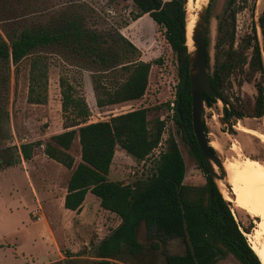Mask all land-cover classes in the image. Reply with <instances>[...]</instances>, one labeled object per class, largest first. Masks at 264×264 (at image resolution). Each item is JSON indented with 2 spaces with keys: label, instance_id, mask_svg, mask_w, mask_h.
Returning <instances> with one entry per match:
<instances>
[{
  "label": "trees",
  "instance_id": "obj_1",
  "mask_svg": "<svg viewBox=\"0 0 264 264\" xmlns=\"http://www.w3.org/2000/svg\"><path fill=\"white\" fill-rule=\"evenodd\" d=\"M135 7L131 19L142 22L148 14L161 29L162 35L176 55L179 81L186 76V88L181 93L179 115L169 102L141 106L109 116L106 120L88 122L89 107L85 98L66 79L59 80L61 110L64 130L49 137L43 152L64 167L72 169L66 186L64 207L78 213L88 191L99 199V205L120 218L96 246L93 264H112L119 254L131 255L141 252L144 245L137 239V229L144 223L148 237L160 234L163 237L180 239L184 245L181 254L168 253L167 264H221L232 260L237 264H263L252 248L248 238L253 223L243 226L234 217L231 202L214 179L196 141L191 123V95L188 80V56L185 36V0H130ZM212 0L207 4V20ZM0 94L10 75L11 64L49 46H60L91 65L96 105L99 107L138 100L146 92L151 62L135 58L138 48L120 31H100L85 25L83 18L65 16L47 24L28 26L20 19L6 17V3L0 1ZM231 13L232 25L235 12ZM187 22V20H186ZM262 45L254 38L250 59L251 74L264 73L261 51L264 52V7L258 17ZM223 22L217 24V43L214 62L209 55L208 26L205 34V62L208 81L216 94L224 100L223 120L231 118L261 117L264 113V86L256 84L257 95L251 111L231 102L226 94L230 76L242 68L244 60L233 46V32ZM227 37L221 40L222 37ZM227 48L221 43L227 41ZM222 49V55L219 54ZM42 57L37 54L32 63L28 101L44 103L46 95L39 88L45 87L46 72ZM212 67V70H211ZM210 70V71H209ZM44 85V86H43ZM179 83L177 84V90ZM177 93V91H176ZM217 100L204 94L206 106ZM173 110L172 117L182 142L194 158L196 165L205 174L199 184L184 182L185 162L177 142L170 138L168 148L161 152L154 170L146 181L133 184L110 180L107 175L116 147L135 160L146 159L158 147L166 127L161 118L163 108ZM204 132L207 128L203 121ZM80 145V161L74 166V157L69 152L74 139ZM41 142L21 143L16 156L0 163V169L29 160L33 148ZM214 152L215 150L210 147ZM74 166V167H73ZM153 246V244H152ZM251 246V247H250ZM157 247V244H154Z\"/></svg>",
  "mask_w": 264,
  "mask_h": 264
},
{
  "label": "rangeland",
  "instance_id": "obj_2",
  "mask_svg": "<svg viewBox=\"0 0 264 264\" xmlns=\"http://www.w3.org/2000/svg\"><path fill=\"white\" fill-rule=\"evenodd\" d=\"M0 1L5 2L8 8L4 13L6 17L20 19L21 23L28 26L47 24L61 17L75 15L82 17L85 25L90 28L110 33L118 30L138 48L135 58L151 62L148 85L142 98L102 107L96 105L93 90L92 77L95 69L83 63L68 49L49 46L31 53L17 64H11L9 80L0 94V163L7 158H14L16 148L18 149L21 143L41 142L42 144L34 146L32 157L29 160L22 159L20 163L0 169V264H42L45 260L40 258L43 254H41L42 247L38 244L37 237L45 236L44 220H36L33 216V213L41 216V211L32 194L27 177L29 175L34 185V180L38 181L41 178V171L49 170L59 177L60 181L64 180L66 183L71 175L73 168L69 169L56 161L47 159L43 152L44 143L49 140V137L64 130L65 116L61 110L60 78L68 79L78 93L85 98L90 110L88 122H93L106 120L111 115L141 106L166 102L173 106L179 83L177 60L176 55L166 43L161 29L148 14L144 15L142 22L131 19L135 13V7L130 0ZM189 2L192 4L189 17L194 21L202 12L201 0H190ZM263 7L264 0H212L209 18L206 21L210 40L211 65L214 62L218 22L222 21L223 26L227 25L228 31L234 34L233 46L238 56L244 60V64L230 76L226 85V94L230 101L237 106H242L246 111H251L254 106L257 95L256 84L262 82L264 86V73L251 74L249 65L254 38L262 42L258 17ZM234 10L236 13L232 25L231 13ZM226 38L223 36L221 40ZM228 43L229 39L223 41L221 47L227 48ZM37 54L42 57V63L39 66L45 65L46 72L45 87L39 88L46 95V99L44 103L39 104L28 101L30 69ZM219 54L222 55V49ZM262 58L264 62V52H262ZM222 108V103L217 100L210 107L205 105L203 113L207 127L206 136L210 142L217 144L214 149L220 158L222 160L225 158L242 159L243 155L264 162V141H262L264 113L259 118L245 116L240 119L231 118L226 122L223 120ZM172 113L173 110H168L166 107L160 112L161 118L166 120V127L158 147L146 159L135 160L118 146L116 147L114 162L107 175L108 179L130 184L146 181L154 170L158 155L167 150L168 140L173 138L185 162L184 182L199 184L205 181V174L197 167L188 147L181 140ZM234 144L241 148L242 155L236 154L233 150ZM69 152L74 157L75 166L80 161V145L76 139ZM25 170L28 171V175ZM216 182L225 195L224 187L218 180ZM98 201L95 195L88 194L84 217L88 219L93 217L94 211L98 208ZM231 205L234 217L240 224L243 226L254 224L250 233H245L247 241L249 240L252 244V235L258 228L260 218L240 210L232 201ZM49 207L52 208L51 205ZM50 208H46V213L51 214L54 222L56 217L66 219V215L59 212L58 208L55 211ZM101 216V221H104L108 215L102 214ZM114 220L115 217L109 216L110 224L113 225ZM152 235L148 237L145 225L141 223L137 230V239L144 245V248L134 255L128 252L119 254L113 264H167L166 254L184 252V245L180 239L163 237L157 233ZM89 236L91 238V232ZM154 244H157V247H154ZM90 246L89 252L94 253L92 245ZM86 263L92 264L90 261ZM221 264L237 263L226 260Z\"/></svg>",
  "mask_w": 264,
  "mask_h": 264
},
{
  "label": "crops",
  "instance_id": "obj_3",
  "mask_svg": "<svg viewBox=\"0 0 264 264\" xmlns=\"http://www.w3.org/2000/svg\"><path fill=\"white\" fill-rule=\"evenodd\" d=\"M76 140L78 142V138H76ZM47 159L50 158L47 157ZM50 160L55 161L53 159ZM113 162L114 158L110 165V169ZM25 171L26 175H28V171ZM27 179H29L31 191L36 198L37 205L40 207L42 216H40V220H44L43 228L45 236L37 237L39 241L38 244L42 247L41 254L43 255H41L42 257L40 258L45 260L42 264H87V261L93 264V262L98 259L95 256L97 244L120 223V218L108 210L103 209L99 205V201L98 208L94 211L93 217L90 219L84 217L85 201L88 194L91 193L90 191L86 193L78 213L65 208L64 196L67 192V183L64 182V180L60 181L59 177L55 176V174L51 173L49 170L41 171V178L38 179V181L34 180V185L29 175ZM49 205H51L52 208H50ZM46 208H50L54 211L58 208L59 212L61 211L66 215V219L63 220L56 217L54 222V218H52L51 214L46 213ZM102 214L108 215V220L109 216L115 217L114 224H110L111 222L107 219L101 221L100 218ZM90 232L91 238L89 236ZM88 243L92 245L94 253L89 252L91 246L88 245ZM65 260L68 261L65 262ZM115 260L116 259H113V261Z\"/></svg>",
  "mask_w": 264,
  "mask_h": 264
},
{
  "label": "bare ground",
  "instance_id": "obj_4",
  "mask_svg": "<svg viewBox=\"0 0 264 264\" xmlns=\"http://www.w3.org/2000/svg\"><path fill=\"white\" fill-rule=\"evenodd\" d=\"M189 1L186 0L185 3L187 44L189 51L193 52L194 46L191 35L198 16L194 21L189 17L192 5L189 4ZM207 3L208 0H201L202 12ZM262 141H264V137ZM210 143L214 147L217 145L212 141ZM233 150L238 154L241 148L234 144ZM240 154L242 155V153ZM223 169V178L218 179V181L224 187L225 198L231 200L232 203L234 202L240 210L260 218L258 228L252 235L253 242L251 245L264 264V162L242 155V159H223ZM227 185L231 187V190L227 189Z\"/></svg>",
  "mask_w": 264,
  "mask_h": 264
},
{
  "label": "water",
  "instance_id": "obj_5",
  "mask_svg": "<svg viewBox=\"0 0 264 264\" xmlns=\"http://www.w3.org/2000/svg\"><path fill=\"white\" fill-rule=\"evenodd\" d=\"M206 17H207V5L204 8L203 12L199 13L197 22L195 23V26L192 29L191 40L194 46L193 52L189 51L187 44L186 18H185V36H186L187 56H188V80H189V89L191 95L192 129L196 141L201 150L203 159L207 165L209 175L216 182V180L222 179L224 175L223 160L220 158L218 154L212 151V149L210 148L209 140L204 132V125H203V113L205 107L204 94H207L208 96L219 100L223 106L225 105V102L216 94V92L211 87L208 81L207 67L205 62ZM185 88H186V76L180 79L179 88L177 90L175 97L174 108L178 115H179L178 107L181 100V93L185 90ZM216 169H218L219 172ZM227 189L231 190V187L227 185ZM225 200L227 199L225 198ZM227 201L231 202V200H227ZM244 235H246L245 232Z\"/></svg>",
  "mask_w": 264,
  "mask_h": 264
},
{
  "label": "flooded vegetation",
  "instance_id": "obj_6",
  "mask_svg": "<svg viewBox=\"0 0 264 264\" xmlns=\"http://www.w3.org/2000/svg\"><path fill=\"white\" fill-rule=\"evenodd\" d=\"M206 21H207V18H206ZM258 26H259V25H258ZM258 43H259V46L261 47L262 42H259V40H258ZM234 48H235V47H234ZM262 52H263V51H261V55H262ZM209 55H210V54H209ZM262 59H263V58H262ZM263 63H264V62H263ZM229 99H230V98H229ZM216 100H217V99H216ZM218 101H219V100H218ZM223 101H224V100H223ZM216 102H217V101H216ZM216 102H215V103H216ZM231 102H232V101H231ZM205 105H206V104H205ZM224 106H226V103H225ZM224 106H223V107H224ZM209 107H210V106H209ZM222 109H223V108H222ZM262 116H263V115H262ZM262 116H261V117H262ZM244 117H245V116H244ZM246 117H248V116H246ZM242 118H243V117H242ZM253 118H259V117H253ZM237 119H240V118H237ZM203 121H204V119H203ZM205 126H206V125H205ZM206 128H207V127H206ZM209 143H210V141H209ZM210 144H211V143H210ZM210 147H212V148L214 149V146L210 145ZM214 150H215V149H214ZM212 151H213V150H212ZM215 153L218 154L216 151H215Z\"/></svg>",
  "mask_w": 264,
  "mask_h": 264
},
{
  "label": "built area",
  "instance_id": "obj_7",
  "mask_svg": "<svg viewBox=\"0 0 264 264\" xmlns=\"http://www.w3.org/2000/svg\"><path fill=\"white\" fill-rule=\"evenodd\" d=\"M33 216L36 218V220L40 219V216L38 214L33 213Z\"/></svg>",
  "mask_w": 264,
  "mask_h": 264
}]
</instances>
